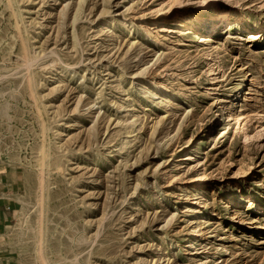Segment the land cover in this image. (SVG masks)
I'll use <instances>...</instances> for the list:
<instances>
[{
	"label": "rangeland",
	"instance_id": "obj_1",
	"mask_svg": "<svg viewBox=\"0 0 264 264\" xmlns=\"http://www.w3.org/2000/svg\"><path fill=\"white\" fill-rule=\"evenodd\" d=\"M0 264H264V0H0Z\"/></svg>",
	"mask_w": 264,
	"mask_h": 264
},
{
	"label": "bare ground",
	"instance_id": "obj_2",
	"mask_svg": "<svg viewBox=\"0 0 264 264\" xmlns=\"http://www.w3.org/2000/svg\"><path fill=\"white\" fill-rule=\"evenodd\" d=\"M210 2H208L207 1V3L206 4H209ZM222 16H224L223 18L225 19V18H230V15H222ZM219 18V15L218 16H214V15H212L211 14V16L207 19V24H205V25H203V28H206L208 25H214V24H216L217 23V19ZM223 19V20H224ZM244 23L243 22H241V24L240 25H243ZM243 27V26H242ZM246 28V27H245ZM202 38V37H201ZM255 200V199H254ZM233 201V200H232Z\"/></svg>",
	"mask_w": 264,
	"mask_h": 264
}]
</instances>
